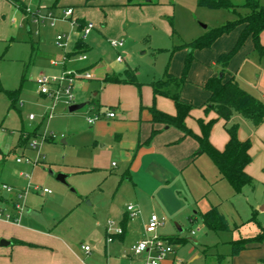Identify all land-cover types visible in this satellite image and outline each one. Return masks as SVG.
<instances>
[{
    "label": "crops",
    "instance_id": "obj_1",
    "mask_svg": "<svg viewBox=\"0 0 264 264\" xmlns=\"http://www.w3.org/2000/svg\"><path fill=\"white\" fill-rule=\"evenodd\" d=\"M5 1L7 0H0L2 18H5ZM93 1L85 0L84 5L90 7H83L79 10H74L72 5L67 7H72L73 17L81 23L84 21L93 22L95 25L93 30L97 33H94L93 30L90 33L99 37L101 41L111 37V33L116 34L118 32L111 26V14L118 11L121 31L116 35L124 36L125 40L119 39L122 40L123 44L121 47H116V51L117 55H123L122 60L126 63L128 58L126 51L131 45V34H127L128 30L125 29L127 24L136 25L138 29H141V34L144 31V25L147 24L163 27V21L160 19L157 10L159 4L157 0H141L140 4H127V0H116L115 2L111 0H99L98 2L97 0L94 4H87ZM53 6H57V3L55 2ZM18 10L20 9L18 8ZM61 13L62 10L59 15ZM242 27V25H238L230 32L219 36L212 44L214 48L212 52L207 49H200L203 51L196 53L199 58L216 68L215 70L199 68L197 70L200 73L199 76H195L191 71L187 74L186 82L179 92L183 101L193 105L184 120L186 127L191 132L197 135L201 134L198 120L202 119L205 122L213 120L208 139L216 149H224L229 138L225 126L233 123L238 124V139L240 141L250 140L251 146L248 153L251 160L246 164L244 170L251 177V181L244 185L241 191L246 186L255 187V182L264 186V121L259 126L254 127L248 119L234 114L226 123L212 108H206L209 106L210 92L203 85L207 79L221 76L222 67L217 62L218 57L234 46ZM3 28L1 27V32L5 35V29L2 31ZM70 28V32L75 29L72 25ZM26 29L29 31L28 26ZM63 33L68 36L66 48L69 46V50L58 59L52 60L57 61L64 56L69 57L63 61V66H65L66 62L76 55L78 58L79 53L73 51L80 36L79 31L75 32L77 34L73 38L75 33L71 37L69 33ZM9 35L6 33V36L1 37L4 40L6 38L11 43L14 38ZM110 40L108 39V42ZM83 41L85 51L93 48L96 42L94 37L85 38ZM259 43L263 46L262 51L255 48L251 37L245 40L243 46L227 64L223 73V80L233 77L243 89L264 101V29L259 34ZM6 47L8 48V46ZM67 53L70 54L67 56ZM86 59L87 56L80 60ZM96 59L91 60L87 67L76 70L89 71L92 74L89 81L95 80L97 87L95 89L93 86H89L90 83L85 84L86 86L82 91L88 92V96L86 95L84 99L75 101V103H84V106L87 103L92 105L94 115L114 110L115 116L113 118L102 116L92 124H88L86 120L88 130L83 136L85 138L79 144L81 150L77 152V156L85 159L76 162L78 166H81L80 171L99 170L104 174L103 181L90 188L92 193L85 189L79 193L82 199H90L87 201L90 207L83 206L81 200L74 196L68 197V192L63 187L56 186L57 192L53 195H50L51 192L35 190L29 183L25 189H22V181H26L23 172H19L17 175H9L5 170L4 161L6 158L20 146L27 148V141L30 137H20L17 130L9 133L8 127L4 126L10 108H14L15 105H10L9 98L1 89L15 88H9L0 82V207L13 212L11 200L17 199L18 193L26 191L21 199L24 210L19 214L17 221L0 218V264H102L100 259L103 260V264H113L117 257L129 255V252L134 256H139L142 253L135 254L132 247L145 236L144 226L149 216H144L143 228L139 229L134 226V218L142 213L146 201L155 203L158 193L167 192L169 194L171 190L176 191L180 196L185 194L184 199L190 200L184 209V211L189 209L186 219L190 224L201 222L204 225L201 221V213L207 211L211 206H217L224 215L219 208L220 202L209 196L212 184L215 183L216 185L225 180L220 178L214 163L212 162L214 166L212 174L209 172L207 177L204 176L201 165L204 162L202 158L205 153L196 154L198 151L197 141L191 136H183L182 132L172 125L152 121L150 111L152 107L168 115L174 116L176 114L173 99L169 96L155 95L153 82L162 79L165 73L179 77L183 65L177 64L175 68L171 66L165 70L162 77L153 76L149 82L143 84L137 78L138 71L136 68H132L128 64L123 68H113L111 63ZM122 60L118 62L121 63ZM126 68L132 75L130 80L103 81L106 75L111 74L118 75L120 79L124 78L123 72ZM163 91L174 93L176 88L173 84H169L163 88ZM92 92L91 97L89 94ZM84 100L87 101L83 102ZM15 125L12 126L13 130ZM20 129L23 130V126ZM37 129L35 127L29 132V135L39 136V134L33 135L38 133ZM50 139L51 136L45 137V140ZM35 150V157L39 160L41 154L39 150ZM113 167L118 168L117 174H111ZM198 176L201 177L202 182L199 181ZM25 177L29 179V175ZM190 179L196 181L198 187H194ZM2 183L12 186V190L2 189ZM252 188L250 195L256 200L255 207L263 211L264 203L257 199L258 196ZM34 192H41L39 194L44 195V198L35 197ZM172 197L175 198L174 195ZM105 202H108L107 209L104 206ZM124 203L134 205L133 207L137 211L134 217L129 216L127 208L123 207ZM251 207L253 208L252 216L254 214L255 217L256 208L254 205ZM108 215L118 221L122 228V233L113 235L111 241L106 240L107 232H103L101 226L104 218L109 217ZM259 225L264 229V224L259 223ZM176 227L180 235L183 228L178 224ZM157 229L156 233H158ZM192 230L195 231L193 235L191 234ZM197 231L198 228H189L190 236H195ZM127 235L137 238L130 244V241H124ZM179 235L173 236V238L175 237L178 243H181L184 240ZM252 236H241L240 238ZM192 241L196 242L194 239ZM83 245L91 247L88 253L82 249ZM230 254L231 251L228 254H218L216 264H263L264 240L248 244L246 248L235 255ZM174 259L175 257H166L160 264H175Z\"/></svg>",
    "mask_w": 264,
    "mask_h": 264
},
{
    "label": "rangeland",
    "instance_id": "obj_2",
    "mask_svg": "<svg viewBox=\"0 0 264 264\" xmlns=\"http://www.w3.org/2000/svg\"><path fill=\"white\" fill-rule=\"evenodd\" d=\"M84 1L23 0L24 6L31 13L27 12V10L25 11L26 13L18 10L20 2L5 1V18L0 15V82L9 88H20L19 98L15 102V107L10 108L4 126L8 127L9 133L17 130L20 137H30L27 141V148L20 146L6 158L4 161L5 170L9 175H17L19 172H23V176L29 175V179L24 176L26 181L21 180L22 189H25L29 183L32 187L47 188L51 192L50 195H53L57 192L56 186L63 187L67 190L68 197L74 196L76 199L81 200L83 206L87 205V207H90L87 202L90 199H82L79 193L84 189L90 191L93 185L102 182L104 174L99 170L82 172L80 171L81 166H78L76 162L77 160H85L77 156V152L81 150L79 144L85 138L83 136L88 130L86 120L94 116L92 105L87 103L82 108L70 112L68 110L69 104L65 101L63 95L58 99H53L50 96L39 94L35 78L39 75H60L64 69L69 71L83 69L89 65L91 60L97 58L96 60L111 63L113 68H123L127 64L132 68H136V71H138L137 78L144 84L149 82L153 76L156 78L162 77L165 70L171 66L175 68L177 64L179 66L184 65L185 58L189 52L192 59L187 74L192 71V74L199 76L200 73L197 71L199 68L215 70L216 67L196 55L197 52L203 50L198 48H191L190 50L187 45L210 29L219 27L228 20L235 19L237 13L240 15L244 14L248 9L237 8V13H235L225 8L215 9L198 6L196 0H157L159 2L157 10L160 14V19L163 21V27L147 24L144 25L142 34L140 32L141 29H138L133 23L126 25L129 28L125 27L128 30L127 34H131V45L129 50L126 51L128 54L127 63L123 60L121 63L118 62L116 48H113L108 42V39L125 40L124 36L116 35L121 31L120 16L117 14L118 11H116L115 14H111V26L118 31L116 34L111 33V37L102 40L104 42L93 35V33L86 35L85 38L94 37L96 40L93 48L82 52L87 56L86 60H80L76 55L63 66V58H60L57 60L59 64L54 66L51 64V60L54 58L55 60L58 59L69 50V46L66 48L56 45V34L58 32H66L71 37L78 30L75 28L74 31L70 32L71 24L68 20L56 21L55 25L51 26L47 20L38 23L34 22L32 15L40 6L46 7L55 15H59L61 10L68 5H72L74 10L90 7L89 5H84ZM96 1L94 0L87 4L91 5ZM111 1L115 2L116 0ZM259 1L264 4V0ZM55 2L57 6H53ZM45 10L41 9L40 12L44 13ZM203 25L206 27H203ZM27 26L29 31L26 29ZM1 27H4L2 31L5 29V35L1 32ZM93 31L97 33L95 30ZM6 33L14 38L13 42L10 43L6 38L4 40L1 37L6 36ZM76 34L72 38L76 37ZM201 49H207L212 52L214 48L212 45L210 48ZM69 54L67 53V56ZM87 83H90L89 86H93V88L97 87L95 80L78 79L74 82L75 101L78 102L84 99L86 95L88 96V92L84 93L82 91ZM92 95L93 92L89 94L91 97ZM85 101L87 100L83 102ZM30 114L33 115V118L29 120ZM14 124H16V127L13 130L12 126ZM21 126H23V130L20 129ZM35 127L38 128V133L33 135L39 134V136L33 137L29 135V132ZM41 134L47 137L51 136V139H41ZM32 139H36L38 142L37 150L41 154L38 161H36L35 157L36 150L29 148L28 145ZM17 157L28 158L33 163H18L15 161ZM202 159H204L201 165L202 172L207 177L209 172L212 174L214 166L206 154H203ZM118 172V168H111V174H117ZM58 174L65 176L64 181L57 179ZM198 179L202 182L200 176H198ZM190 182L194 184V187H198L196 181L190 179ZM255 184L256 186H253V188L246 186L239 193H234L225 180L218 182L216 185L215 183L212 184L209 196L216 198L220 202L219 208L229 222V230L216 233L207 230L201 222L197 224L188 223L186 216L189 213V209L185 211L184 209H186L190 200L188 198L184 199L185 194L180 196L176 191L173 192L172 190L169 194L167 192L158 193L155 203L146 201L142 213L134 218V226L138 229L143 228L144 216H150L154 213L161 219L157 235L173 237L179 235L176 227V224H178L183 228L179 236L184 241L178 244L173 242L172 248L174 251L166 257H175V264H216L218 254L230 253V242L232 240H236L241 236H252L258 230L257 222L264 224V212L255 207L256 200L250 195V189L252 188L258 196L257 199L264 203V186L256 182ZM249 187L251 188L249 189ZM90 192L92 193L93 191ZM39 193L41 192H34L35 197L44 198V195ZM126 205L127 203H124L123 207L126 208ZM251 205L256 208V219L254 220H250L253 210ZM104 206L107 209L108 202H105ZM107 220H112L114 227H120L118 221L112 216L105 217L104 221H101L103 232L106 231ZM234 224L236 225L235 227L233 226ZM189 228H198L197 234L190 236ZM136 238L127 235L124 241H130L131 244ZM193 239L196 242H193ZM146 256L145 253L134 256L129 252V255L114 257L116 259L113 264H146ZM100 263L103 264L102 259H100Z\"/></svg>",
    "mask_w": 264,
    "mask_h": 264
},
{
    "label": "trees",
    "instance_id": "obj_3",
    "mask_svg": "<svg viewBox=\"0 0 264 264\" xmlns=\"http://www.w3.org/2000/svg\"><path fill=\"white\" fill-rule=\"evenodd\" d=\"M144 1V0H143ZM16 2V1H15ZM141 0H127V4H140ZM198 6L207 8H225L236 12L237 8H246L248 12L243 15L237 13V17L233 20L226 21L219 27L210 29L199 38L190 42L187 46L190 48H210L213 42L221 35L230 32L238 25H242V30L234 44L227 52L219 55L217 62L220 63L221 76L211 77L207 79L203 87L210 92L208 100L209 106L217 115L227 123L234 114H238L249 121L254 127L259 126L264 121V101L258 99L245 89L232 77L223 80V73L230 59L243 46L245 40L251 37L255 48L262 51L263 46L259 43V34L264 29V4L259 0H196ZM18 8L25 12L23 3L18 4ZM84 41L80 38L76 41L74 53L84 52ZM190 52L185 58L182 73L179 77H175L169 73H165L163 78L153 82V92L155 95L169 96L173 99L176 107L174 116L163 113L154 107L150 109L153 122H162L178 128L183 136H191L198 143V153H205L216 166L220 178L225 179L232 187L235 193H239L242 187L251 181V177L245 172L244 168L251 160L248 153L251 146L249 139L240 141L237 137L238 124L233 123L226 125L225 129L228 134V141L223 150L216 149L208 139L209 131L213 124V120L207 122L202 119L198 120L201 134L197 135L191 132L184 123L186 116L189 114L192 104L183 101L180 98V89L186 82V76L191 62ZM128 68L123 72L124 78L120 79L118 75L111 74L104 77V82H120L130 80L132 75ZM133 74V73H132ZM169 84H173L176 92L167 93L163 88ZM9 98L10 105L14 106L18 100L20 88L1 89ZM255 217L251 216L250 220ZM201 221L207 230L213 232L226 231L230 229L229 223L225 216L219 211L217 206H211L207 211L201 213ZM258 232L252 237H243L231 241V254L235 255L240 250L246 248L250 243H257L264 240V229L259 225ZM171 243H178L174 237H168Z\"/></svg>",
    "mask_w": 264,
    "mask_h": 264
},
{
    "label": "built area",
    "instance_id": "obj_4",
    "mask_svg": "<svg viewBox=\"0 0 264 264\" xmlns=\"http://www.w3.org/2000/svg\"><path fill=\"white\" fill-rule=\"evenodd\" d=\"M12 2H18L20 1L23 3V0H8ZM15 2V3H16ZM45 10L44 13L40 12V10ZM31 13L28 11L27 7L25 6V11ZM28 13V14H29ZM32 20L34 22H40V21H48L51 26H54L56 21H66L68 20L70 24L75 27L79 31V36L82 40L85 39L86 35H88L93 28L95 27L94 23L91 21H84L81 23L77 19L73 17V9L72 7H66L62 10V13L60 15H55L51 10L47 9L44 6H40L34 13H33ZM67 39L68 36L64 33H57L55 36V43L58 47H66L67 45ZM110 45L112 47H121L123 42L119 39H112L109 41ZM86 55L83 53H80L78 55V59H85ZM67 58L66 56L63 57V61H65ZM123 55L118 54L117 60H122ZM62 61V62H63ZM52 65L59 64L58 61L52 60ZM92 77V74L87 71H69V70H63L60 75H39L35 78V82L38 88V92L41 95H47L52 97L53 99H58L61 95L65 98V101L70 105L75 103V95L73 92V85L74 82L78 79H89ZM264 96V92H263ZM103 114V115H102ZM102 116L106 118H113L115 116L114 110H108L105 111V113H97L93 117L87 118L88 124L94 123L96 120L100 119ZM33 115H29V119H32ZM45 135L43 134L41 136V139H45ZM29 147L33 149L38 148V142L36 139H32L29 142ZM17 162H27V163H33L28 158H16ZM38 161V159H36ZM115 164L114 162L112 163ZM1 188L5 189L6 191H11L12 186H9L8 184L2 183ZM35 190H42L43 192H50L47 188L40 189L38 186H34ZM26 191L23 193L17 194V199L11 200V207L13 212L6 211L4 208L0 207V218H4L6 220H13L17 221L19 214L24 210V204L21 202L22 197H24ZM127 211L129 213L130 217H134L137 214V211L134 209L133 205H127ZM264 212V208H263ZM161 224V219L154 213H152L147 223L144 226V233L145 236L137 241L135 245H133L132 250L135 254H140L145 252L146 253V264H160V262L170 253H172L174 250L172 248V243L169 241L168 238L161 237L157 235L156 229ZM106 232H107V241H111L113 239V235L121 234L122 228L121 227H114L113 222L111 220H108L106 223ZM195 233L194 230L191 231V234L193 235ZM82 249L85 252L90 251V247L87 245H83ZM264 264V261H263Z\"/></svg>",
    "mask_w": 264,
    "mask_h": 264
},
{
    "label": "water",
    "instance_id": "obj_5",
    "mask_svg": "<svg viewBox=\"0 0 264 264\" xmlns=\"http://www.w3.org/2000/svg\"><path fill=\"white\" fill-rule=\"evenodd\" d=\"M203 27H206V26L203 25ZM83 106H84V103H79V104L74 103V104H72V105H70L68 107V110L69 111H75V110H77L79 108H82ZM57 179L60 180V181H64L65 176L63 174L62 175L61 174H58L57 175Z\"/></svg>",
    "mask_w": 264,
    "mask_h": 264
}]
</instances>
